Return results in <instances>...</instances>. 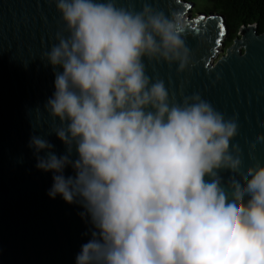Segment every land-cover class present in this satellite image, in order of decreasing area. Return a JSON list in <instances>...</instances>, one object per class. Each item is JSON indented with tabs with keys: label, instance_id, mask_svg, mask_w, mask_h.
<instances>
[{
	"label": "clouds",
	"instance_id": "obj_1",
	"mask_svg": "<svg viewBox=\"0 0 264 264\" xmlns=\"http://www.w3.org/2000/svg\"><path fill=\"white\" fill-rule=\"evenodd\" d=\"M55 2L64 30L41 59L55 91L33 127L66 152L38 135L29 146L53 173L48 195L90 219L76 264H264V167L243 170L237 119L199 93L175 100L147 72L146 61L188 68L189 20L149 0Z\"/></svg>",
	"mask_w": 264,
	"mask_h": 264
},
{
	"label": "water",
	"instance_id": "obj_2",
	"mask_svg": "<svg viewBox=\"0 0 264 264\" xmlns=\"http://www.w3.org/2000/svg\"><path fill=\"white\" fill-rule=\"evenodd\" d=\"M149 2L166 15L180 13L189 20L186 43L192 59L182 73L175 65L146 61L148 74L164 80L175 100L199 93L226 118H236L239 135L233 143L242 150L243 170L264 167V141L258 140L264 137V32L242 26L223 49L229 33L225 15H194L187 0ZM116 3L140 9L144 0ZM63 30L55 0H0V264H76L91 238L90 219L81 218L84 209L48 195L53 173L37 168V154L29 146L38 135L58 157L66 152L47 125L33 127L35 110L43 111L55 91V71L41 59ZM73 174L66 169V176ZM221 175L227 181L230 174Z\"/></svg>",
	"mask_w": 264,
	"mask_h": 264
},
{
	"label": "trees",
	"instance_id": "obj_3",
	"mask_svg": "<svg viewBox=\"0 0 264 264\" xmlns=\"http://www.w3.org/2000/svg\"><path fill=\"white\" fill-rule=\"evenodd\" d=\"M194 4L193 14L211 12L223 14L229 26L225 46L230 47L242 26L255 25L264 32V0H187ZM196 11V13H194ZM227 47V48H228Z\"/></svg>",
	"mask_w": 264,
	"mask_h": 264
},
{
	"label": "rangeland",
	"instance_id": "obj_4",
	"mask_svg": "<svg viewBox=\"0 0 264 264\" xmlns=\"http://www.w3.org/2000/svg\"><path fill=\"white\" fill-rule=\"evenodd\" d=\"M194 13H196V11H194ZM224 41V40H223ZM228 46H225L223 49L227 48ZM222 55V52L219 51L218 54H217V58H220V56Z\"/></svg>",
	"mask_w": 264,
	"mask_h": 264
},
{
	"label": "snow or ice",
	"instance_id": "obj_5",
	"mask_svg": "<svg viewBox=\"0 0 264 264\" xmlns=\"http://www.w3.org/2000/svg\"><path fill=\"white\" fill-rule=\"evenodd\" d=\"M202 19V18H201ZM221 27H222V25H221Z\"/></svg>",
	"mask_w": 264,
	"mask_h": 264
}]
</instances>
